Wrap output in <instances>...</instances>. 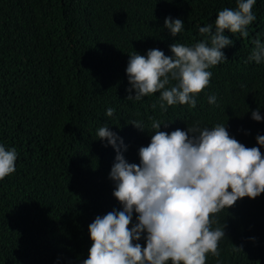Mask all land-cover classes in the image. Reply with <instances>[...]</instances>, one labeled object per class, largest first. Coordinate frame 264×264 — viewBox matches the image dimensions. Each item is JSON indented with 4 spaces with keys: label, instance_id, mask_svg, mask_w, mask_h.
I'll return each instance as SVG.
<instances>
[{
    "label": "trees",
    "instance_id": "trees-1",
    "mask_svg": "<svg viewBox=\"0 0 264 264\" xmlns=\"http://www.w3.org/2000/svg\"><path fill=\"white\" fill-rule=\"evenodd\" d=\"M236 7V0H0V144L17 152L16 171L0 181V264H82L88 258L89 225L122 210L109 179L117 153L98 139L101 126L116 134L125 160L135 164L154 134L153 120L169 134L225 124L230 137L258 147L264 61L248 57L255 39L264 44V0L253 6L247 38L225 30L233 40L222 49L227 60L209 69L195 108L168 106L160 93L126 99L135 95L126 91L133 52L159 49L171 56L173 43L200 42V27L214 30L218 12ZM167 17L184 22L176 37L164 27ZM257 109L260 122L251 118ZM260 150L264 155V146ZM212 219L213 229L224 225L225 239L220 256L209 255L206 264H264V193L239 199ZM136 220L133 213L130 228ZM134 243L143 247L145 240Z\"/></svg>",
    "mask_w": 264,
    "mask_h": 264
},
{
    "label": "clouds",
    "instance_id": "clouds-1",
    "mask_svg": "<svg viewBox=\"0 0 264 264\" xmlns=\"http://www.w3.org/2000/svg\"><path fill=\"white\" fill-rule=\"evenodd\" d=\"M236 3L235 10L218 12L214 30L212 24L199 28L204 37L200 42L191 46L173 43L171 56L159 49L148 50L146 56L133 52L126 68L131 87L126 91L135 95L126 99L139 101L160 93L168 106L195 108V97L209 85V69L227 60L222 49L233 40L224 35L225 30L247 38L248 26L256 19L252 11L256 0ZM164 27L176 37L184 22L167 17ZM253 44L248 61L260 64L264 44L259 38ZM215 102V96L209 97L210 104ZM114 111L110 107L106 115L112 117ZM251 118L260 122V110L253 111ZM131 125L143 131L140 122ZM161 126L160 121H152L155 131L148 146L139 149V164L125 160L117 145L119 138L107 125L98 129V139L106 140L117 153L109 179L115 183L113 196L122 210L97 216L89 225L91 247L82 264H206L209 255L220 256L219 242L225 239L224 225L213 229L212 217L239 199H255L264 193L260 150L264 136H257L258 147H246L230 137L225 124L211 129L197 124L170 134L160 131ZM16 160V149L0 144V181L16 171ZM133 213L137 220L130 228ZM142 236L143 247L134 243ZM233 250L242 252V247L233 246Z\"/></svg>",
    "mask_w": 264,
    "mask_h": 264
}]
</instances>
